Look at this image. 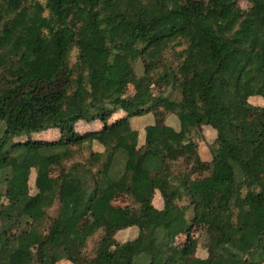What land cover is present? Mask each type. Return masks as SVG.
<instances>
[{
    "label": "trees",
    "instance_id": "trees-1",
    "mask_svg": "<svg viewBox=\"0 0 264 264\" xmlns=\"http://www.w3.org/2000/svg\"><path fill=\"white\" fill-rule=\"evenodd\" d=\"M199 1L0 0V264H264V0Z\"/></svg>",
    "mask_w": 264,
    "mask_h": 264
},
{
    "label": "rangeland",
    "instance_id": "rangeland-1",
    "mask_svg": "<svg viewBox=\"0 0 264 264\" xmlns=\"http://www.w3.org/2000/svg\"><path fill=\"white\" fill-rule=\"evenodd\" d=\"M181 1L189 9H196L198 7V5L200 4L199 0H181ZM242 6L246 7V2L245 1L242 2ZM129 93L130 94L132 93L131 89H130ZM129 96H132V95H129ZM250 102H251V104H253L256 107H264V99H262L261 97H252V98H250ZM169 114L170 113H169L168 110L159 111V112L155 113V116L157 115L155 119H157V121H159L160 123L162 122V120L166 119V123L169 122L170 125L178 127L179 123H178L177 117L170 115L169 117L172 116L171 118H173V119L167 120L168 119L167 117H168ZM148 119L153 120L152 115H150V117H148V118L147 117L137 118V121H139V123H143V121H145V123H148ZM78 131L79 132H83L84 129L78 128ZM204 136H205L204 141L203 140L199 141V151L201 150V153L203 155H206L207 152H208L209 143H211L214 140V136H213L212 132H210V131L204 132ZM59 138H60V136H59V133H58V131L56 129H51V130H49V131H47L45 133H42V134H39V135L36 136V139H41V140H45V141H49V142L58 141ZM24 139H26V138L22 137L19 140H24ZM211 170H212L211 166H210V168L206 167V166H201L200 169L198 170V172H196V174L194 175V178L200 179L202 177H205V175L210 173ZM56 172L57 171L53 170L51 172V175H55ZM35 179H36V175H35L34 172H32L31 177H30V188H31V193L32 194H34L36 192ZM125 200L123 198L120 199L118 204H123L121 202L122 201L125 202ZM162 204H163V201H162L161 197L160 196L155 197L154 205L157 208H161ZM87 224H88V220L84 221L82 228L85 229L86 228L85 226ZM14 230L16 231L17 227L14 228ZM204 232L205 231L202 228V226H196L191 233H189V234L183 233L182 235H180L177 238V248L181 249V247L183 246V244L186 243V241H189V240L194 241V240L199 239V237H201L204 234ZM136 235H137V228L130 229V230L122 231L121 233H119L117 235V239L120 242H125V241H129V240L135 238ZM94 243H95V241L91 242V247L94 245ZM197 255H198V257H202V258H205L207 256V252L203 248V243L202 242L199 245V248H198V251H197ZM61 264H71V263H69L67 261H63V262H61Z\"/></svg>",
    "mask_w": 264,
    "mask_h": 264
},
{
    "label": "crops",
    "instance_id": "crops-1",
    "mask_svg": "<svg viewBox=\"0 0 264 264\" xmlns=\"http://www.w3.org/2000/svg\"><path fill=\"white\" fill-rule=\"evenodd\" d=\"M125 116V114L124 113H117V114H115L114 115V117L111 119V121H110V123L112 122H116V121H118V120H120V119H122L123 117ZM172 117V116H171ZM171 117H168V119L167 120H171V119H173V118H171ZM176 122V121H175ZM154 123V118H153V120H151V119H148V123H138L135 119H133L132 120V125H133V127L136 129V130H138V132H139V136H140V142L141 143H143V141H144V129H145V127L146 126H148V125H151V124H153ZM177 123V122H176ZM168 125H170V123L168 122L167 123ZM170 126H172V125H170ZM173 128H175V129H178V127H175V126H172ZM78 128H82V129H84V131L83 132H79L78 131ZM103 128V125L101 124V123H86V122H80V123H78L77 124V126H76V130L79 132V133H81V134H85V133H89V132H94V131H99V130H101ZM95 148L97 149V150H101V146H99V145H96L95 146ZM200 154H201V157H202V160L204 161V162H210V160H211V158H210V156H209V153L207 152V154L206 155H203L202 153H201V150H200ZM121 203H123V204H120V205H122V206H124L125 205V202L124 201H122Z\"/></svg>",
    "mask_w": 264,
    "mask_h": 264
}]
</instances>
